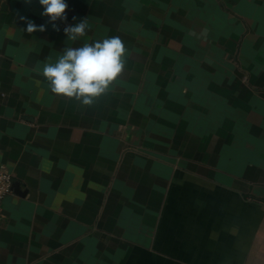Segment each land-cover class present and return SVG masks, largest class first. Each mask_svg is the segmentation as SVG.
Listing matches in <instances>:
<instances>
[{
    "label": "crops",
    "instance_id": "0c3cea01",
    "mask_svg": "<svg viewBox=\"0 0 264 264\" xmlns=\"http://www.w3.org/2000/svg\"><path fill=\"white\" fill-rule=\"evenodd\" d=\"M65 2L57 31L39 0H0V162L18 185L0 264H264V0ZM113 36L111 91L51 92L45 64Z\"/></svg>",
    "mask_w": 264,
    "mask_h": 264
},
{
    "label": "clouds",
    "instance_id": "9594fccd",
    "mask_svg": "<svg viewBox=\"0 0 264 264\" xmlns=\"http://www.w3.org/2000/svg\"><path fill=\"white\" fill-rule=\"evenodd\" d=\"M31 3V0H25ZM42 17L47 24L59 31L57 21L66 22L65 0H39ZM26 22V32H44L46 24L36 25L21 16ZM73 17V20H76ZM68 39L76 41L87 33V21L66 25L63 29ZM126 47L119 36H113L80 47H66L55 63L44 65L41 75L49 82L50 90L58 97L78 102L81 106H92L103 95L111 91L117 79L125 71Z\"/></svg>",
    "mask_w": 264,
    "mask_h": 264
},
{
    "label": "built area",
    "instance_id": "2783aa9c",
    "mask_svg": "<svg viewBox=\"0 0 264 264\" xmlns=\"http://www.w3.org/2000/svg\"><path fill=\"white\" fill-rule=\"evenodd\" d=\"M13 175L8 167L0 162V218L2 216V202L13 193Z\"/></svg>",
    "mask_w": 264,
    "mask_h": 264
},
{
    "label": "water",
    "instance_id": "95a60500",
    "mask_svg": "<svg viewBox=\"0 0 264 264\" xmlns=\"http://www.w3.org/2000/svg\"><path fill=\"white\" fill-rule=\"evenodd\" d=\"M17 187H18V185H16V184L13 185V188L16 189L15 191H17Z\"/></svg>",
    "mask_w": 264,
    "mask_h": 264
}]
</instances>
